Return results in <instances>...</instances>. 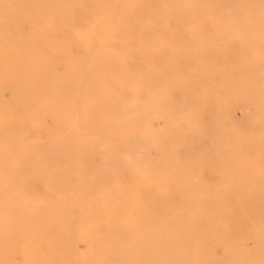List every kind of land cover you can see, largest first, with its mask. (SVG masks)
Returning a JSON list of instances; mask_svg holds the SVG:
<instances>
[{"label": "rangeland", "instance_id": "374dc122", "mask_svg": "<svg viewBox=\"0 0 264 264\" xmlns=\"http://www.w3.org/2000/svg\"><path fill=\"white\" fill-rule=\"evenodd\" d=\"M83 1L26 0L0 16L10 31L0 46L33 45L42 59L32 58L41 150L85 155L66 157L76 182L36 196L65 209L80 203L82 181L94 192L104 182L112 221L168 231L148 237L254 242L264 221V0ZM7 54L0 61L17 59Z\"/></svg>", "mask_w": 264, "mask_h": 264}, {"label": "bare ground", "instance_id": "6f19581e", "mask_svg": "<svg viewBox=\"0 0 264 264\" xmlns=\"http://www.w3.org/2000/svg\"><path fill=\"white\" fill-rule=\"evenodd\" d=\"M24 2L16 0L5 7L0 3V16L14 17L13 6ZM34 11L30 13L34 18H47L46 13ZM9 34L5 28L0 30L1 37ZM34 47L24 51L15 45L0 46V58L8 56V51L17 57L0 61V264H264V252L260 251L243 256L187 251L232 246L264 249V221L257 226L260 236L254 242L148 237L150 233L162 235L168 231L152 228L151 222L133 225L128 221H112L111 206L106 203L109 195L102 188L104 182L94 192L88 180L82 181L79 195L75 197L80 203L65 209L50 196L37 197L39 188L54 187L63 191L69 183L76 182L70 176L72 166L66 165V157L85 155L77 145L63 149L55 144L52 150L46 147L42 151L40 137L32 134V63L35 61L32 58L42 60L38 59L41 57L35 54ZM22 57L31 59H18ZM86 150L89 153L94 149L86 144ZM110 174L111 169H107L111 186ZM90 197L96 204H85Z\"/></svg>", "mask_w": 264, "mask_h": 264}]
</instances>
